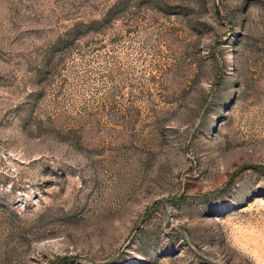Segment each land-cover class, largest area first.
Wrapping results in <instances>:
<instances>
[{
	"label": "rangeland",
	"instance_id": "obj_1",
	"mask_svg": "<svg viewBox=\"0 0 264 264\" xmlns=\"http://www.w3.org/2000/svg\"><path fill=\"white\" fill-rule=\"evenodd\" d=\"M0 264H264V0H0Z\"/></svg>",
	"mask_w": 264,
	"mask_h": 264
},
{
	"label": "trees",
	"instance_id": "obj_2",
	"mask_svg": "<svg viewBox=\"0 0 264 264\" xmlns=\"http://www.w3.org/2000/svg\"><path fill=\"white\" fill-rule=\"evenodd\" d=\"M90 23H92V22H90Z\"/></svg>",
	"mask_w": 264,
	"mask_h": 264
}]
</instances>
